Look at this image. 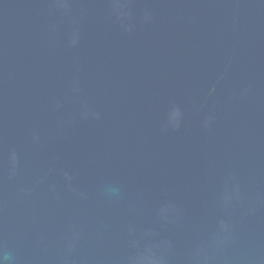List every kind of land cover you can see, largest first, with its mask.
I'll list each match as a JSON object with an SVG mask.
<instances>
[{
  "label": "water",
  "instance_id": "water-1",
  "mask_svg": "<svg viewBox=\"0 0 264 264\" xmlns=\"http://www.w3.org/2000/svg\"><path fill=\"white\" fill-rule=\"evenodd\" d=\"M0 264H264V0H0Z\"/></svg>",
  "mask_w": 264,
  "mask_h": 264
}]
</instances>
